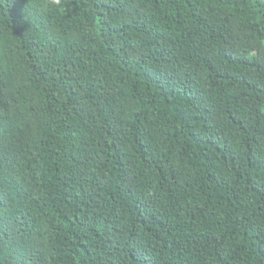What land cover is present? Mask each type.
Instances as JSON below:
<instances>
[{"label": "trees", "instance_id": "obj_1", "mask_svg": "<svg viewBox=\"0 0 264 264\" xmlns=\"http://www.w3.org/2000/svg\"><path fill=\"white\" fill-rule=\"evenodd\" d=\"M0 264H264V0H0Z\"/></svg>", "mask_w": 264, "mask_h": 264}]
</instances>
